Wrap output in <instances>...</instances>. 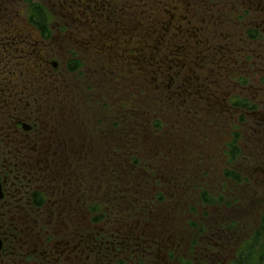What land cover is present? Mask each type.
I'll use <instances>...</instances> for the list:
<instances>
[{
  "label": "flooded vegetation",
  "instance_id": "af4514ba",
  "mask_svg": "<svg viewBox=\"0 0 264 264\" xmlns=\"http://www.w3.org/2000/svg\"><path fill=\"white\" fill-rule=\"evenodd\" d=\"M84 7L88 13L77 9L68 23L81 38L62 48L61 60L35 53L43 43L37 27L25 24L23 38L20 24L0 28V264H232L244 242L262 236L264 221V0H89ZM132 40L141 58L128 52ZM84 64L101 65L82 75ZM109 64H225L200 70L199 89L187 81V96L175 105L215 127L221 145L213 152L203 129L192 133L189 156L201 163L206 151L217 154L219 168L184 174L180 162L176 176L164 179L161 189L181 216L146 220L136 204V213L118 211L125 196L111 186L106 196L95 193L101 171L86 164L92 144L104 141L115 156L116 139L106 138L116 121L103 103L146 112L117 104L124 93L117 94ZM214 76L233 81L217 85ZM86 174L98 179L89 190ZM93 216L103 221H84Z\"/></svg>",
  "mask_w": 264,
  "mask_h": 264
},
{
  "label": "trees",
  "instance_id": "16d2710c",
  "mask_svg": "<svg viewBox=\"0 0 264 264\" xmlns=\"http://www.w3.org/2000/svg\"><path fill=\"white\" fill-rule=\"evenodd\" d=\"M96 2L100 4V1ZM86 8L87 7L81 6L79 9L81 12H83ZM27 17L28 21L41 30L44 36L49 35V23L51 17L50 12L43 4L34 2L33 4L29 5ZM66 34L64 37H62V39L66 37ZM136 56L141 58L139 53ZM149 65L152 69H154V77L157 78L155 80L156 85H158L156 94L161 98L158 101L165 102L164 96L166 93L169 97L170 104H166L165 106L163 105L162 107L159 106V108L167 107L169 112L175 116V120H177V116L185 118L184 123L181 120V125L177 121L174 122L176 124L174 127V133L171 135V137L169 136L166 138L163 135L166 133L164 126H162V122L159 121V117L164 119L165 116L160 114L161 111H159V109L151 107V110L146 111L145 113L135 114L127 113L123 110L120 111L117 108L116 112L115 110L107 109L108 102L107 104L103 103L104 105L100 110L104 113L106 112V114H109L111 118L116 121V128H114L116 130L108 134L109 138H106V140L111 139L112 141L116 139V143L113 141V144L115 145V156H112V160H110L109 148L104 141L100 144H92V153L87 155L86 164L92 163L97 166L98 172L99 170L101 171V182L98 184L100 189L96 188L95 191L97 195L104 193L106 196V194L109 193L108 188L111 186V190H115L117 195L125 196V199L117 198L118 206L116 207H118V211L122 207L126 206V211L129 212L132 206L135 208L136 204L137 208L138 206L142 208L141 212L138 214L141 213V215H143L146 220H170L168 217L171 216L172 213H174L172 215L174 217L181 216V207L179 206L174 208L172 199L167 198L168 191L166 189V191L161 189L162 185L165 184L164 179L168 178V176H176L180 168L185 170L183 172L184 174H187L188 172H194L196 169L199 170L204 168L202 162L200 163L198 160H195L193 157L189 156L191 154V146L189 145L192 136L191 133L196 134L197 137L199 136L200 131L203 129L204 133H206L208 137H211L213 140L207 145L214 147L213 152H218L221 150V145L219 140L217 141L219 136H216L215 134L217 132L215 127L214 131L216 132L213 133L210 128L205 126V122L196 120L192 113L187 112L185 109L180 110L175 107V105L180 103L187 96V81H190L191 83V91L196 90V83L199 82L195 77L197 76L196 70H191L189 64H169L168 68L170 70V74H168L166 72L167 70L164 71V64ZM223 65L225 64H222L221 66ZM136 67L145 68L140 64H136ZM76 68H78V64H73L72 70ZM83 68L84 67L81 66L77 72L82 75L88 74L89 72H93L95 68L97 69V66L93 67L92 65H86V71L84 73ZM111 70L113 73L110 74V78L113 77L116 81L113 86L117 85V88L120 87V83L118 82L121 81L123 85H129L128 88L126 86L125 88L126 90L131 91L132 88L128 79L123 78L119 68H117V64H111ZM96 73L97 75H103L102 72L97 71ZM176 73L178 74V77H176ZM107 76L108 73H106V77ZM80 77L82 80H84L82 76ZM144 78L148 83L150 82L149 79L146 77ZM182 81V85L181 83H175ZM212 81L219 85L216 76L212 77ZM150 84L152 83L150 82ZM83 86L86 88L85 85ZM169 91L173 92V95H176V98H174ZM200 94L203 95L202 92ZM152 96L153 95H151L150 98H152ZM216 100L218 101V98L216 99L212 96L211 102L213 105L215 104L216 107L221 106L220 102L216 104ZM137 104L138 100L136 102V105ZM130 108H137V106L132 105ZM148 108L150 107L148 106ZM122 124L126 126V129L122 128ZM108 127L110 129L113 128L111 126ZM204 127L208 128L210 131L204 129ZM195 128H199V131L195 132ZM106 130L107 128H104L105 132ZM126 132L128 133L126 137L127 142H125L123 139V133L125 134ZM180 162L182 163V166L179 168ZM86 164V168L92 171V168ZM220 164L221 163L219 162L214 167L219 168ZM108 171H111L113 178L109 177ZM232 175L239 177V175L235 173L228 172V176ZM97 180L98 179H95L94 174H86L87 190L91 189V186H94ZM167 184L172 186L175 184V182L172 179L171 182H168ZM202 197L204 201L208 199L207 191H204ZM136 198L137 201H142L143 203H138ZM93 205L96 204L93 203ZM102 207H88V209L90 211L100 212L99 216L100 218H103L109 215L108 211L110 210L109 208L108 210H105ZM137 208H135L136 211ZM136 211L134 212V209L131 210L133 213H136ZM100 218L98 216H93L90 220L85 219L84 221H89L91 224H96V222L103 221ZM234 259L235 261H233L232 264H264V236L262 238L254 236L249 242H244L240 248V251L235 255Z\"/></svg>",
  "mask_w": 264,
  "mask_h": 264
},
{
  "label": "rangeland",
  "instance_id": "374dc122",
  "mask_svg": "<svg viewBox=\"0 0 264 264\" xmlns=\"http://www.w3.org/2000/svg\"><path fill=\"white\" fill-rule=\"evenodd\" d=\"M34 2L42 3L50 12V17H52L53 20L55 21L54 23H52V28H50L52 38L49 41L48 45L44 46L45 48L53 49L52 52L56 53L58 56L60 49L64 48V44L75 42L77 40V38H81L80 36L72 35L70 33V29H69V32L67 33V34H69V37L66 34V37L64 39H62V33L60 31H57L58 25H60L59 27L61 29H63V28L66 29V26L64 25V23L65 22L69 23V20L75 16L72 14L73 13L72 11H71V13L69 12L67 0H0V28L5 27L11 21L17 22V24L21 23V25H23L24 20L26 19L25 14L29 9V5L33 4ZM129 11H130V15H131L132 9L129 8ZM69 14H71V16ZM100 16H101V13H100ZM71 21L72 20H70V22ZM29 29H30V32H34V30H32L30 27H29ZM29 29L20 31L22 38L25 36L26 33L29 32ZM83 29H88V27L86 25H84ZM64 35H65V32L63 33V36ZM150 35H151V32H150ZM134 49H135V46H134ZM36 50L41 51L42 49L39 46V47H37ZM91 65L93 67H96L99 64H91ZM140 65H143L145 67V68H141V71L143 72L145 77L147 79H149L150 82L152 83V84H150V82H149V84H147L146 82H144L142 80V73L138 76V77H141L138 88H143L142 89L143 93L146 94L148 97L149 103L145 104V106H150L152 108L159 109V106L162 107L163 105L165 106L166 104L169 105L170 102H169V97H168L167 93L164 96V100L166 102L165 103L162 101H158L159 99H161L160 96H158L156 94V92H153L151 90L154 88V86L156 84V81L154 80V73H153L154 69H152L149 64H140ZM168 65L169 64H164V71L167 70L166 72L168 74H170V70L168 68ZM192 65L194 66L195 69H197L196 74H197L198 81L199 80L201 81L202 76H203V75H200V70H203L205 67H211L210 66L211 64H203V67L200 66L201 68L197 66L199 64H192ZM218 65L221 66L222 64H218ZM117 68L126 69V71H129L133 75V73H132L133 68H137V67H136V64H117ZM75 82L77 83L79 81H75ZM137 83L138 82L135 81V85H137ZM199 84H202V83H199ZM196 88L199 89L198 87H196ZM201 89H204L203 85H202ZM151 95H153L152 98H150ZM216 103H217V100H216ZM160 114L161 115L163 114V116H165L164 119L162 117L161 118L159 117V121L162 122V126H164V130L166 131V133L163 135L166 138H168L169 136L171 137V135L174 133V127L176 126V124L174 123V122H176L175 116H173L171 114V112H169L167 107L163 108V110L161 111ZM181 121L184 123L185 118H182ZM191 135H192V133H191ZM163 140H165V139H163ZM190 142H191V147H193L192 136H191ZM203 151H206V150H203ZM204 154H206L205 157H207L206 160L202 161L204 168H207L210 166L214 167L216 164H218L220 162L219 156L217 154L214 155L213 153L208 152V151H206ZM208 158H211L213 161L208 160ZM173 214L174 213H172V215ZM172 215L169 216L168 218L172 219V217H174ZM176 216H178V215H176ZM255 222H256V220H253V223H255ZM262 234L264 235V229L262 230Z\"/></svg>",
  "mask_w": 264,
  "mask_h": 264
}]
</instances>
